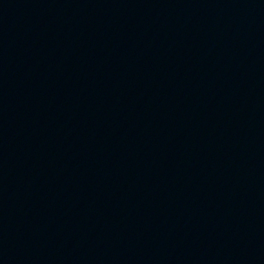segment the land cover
Here are the masks:
<instances>
[{
	"label": "water",
	"instance_id": "95a60500",
	"mask_svg": "<svg viewBox=\"0 0 264 264\" xmlns=\"http://www.w3.org/2000/svg\"><path fill=\"white\" fill-rule=\"evenodd\" d=\"M0 264H264V0H0Z\"/></svg>",
	"mask_w": 264,
	"mask_h": 264
}]
</instances>
